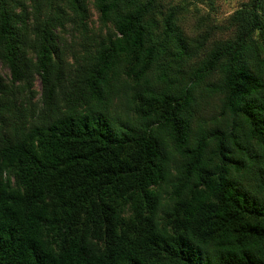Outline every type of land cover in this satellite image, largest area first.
Returning a JSON list of instances; mask_svg holds the SVG:
<instances>
[{
    "label": "trees",
    "instance_id": "1",
    "mask_svg": "<svg viewBox=\"0 0 264 264\" xmlns=\"http://www.w3.org/2000/svg\"><path fill=\"white\" fill-rule=\"evenodd\" d=\"M178 13L0 0V264H264V0Z\"/></svg>",
    "mask_w": 264,
    "mask_h": 264
},
{
    "label": "rangeland",
    "instance_id": "2",
    "mask_svg": "<svg viewBox=\"0 0 264 264\" xmlns=\"http://www.w3.org/2000/svg\"><path fill=\"white\" fill-rule=\"evenodd\" d=\"M242 1L244 0H163V5L179 8V19L187 31L194 27L199 30L211 29L213 32L209 40L215 41L227 35L226 18ZM0 72L5 73V68L0 67Z\"/></svg>",
    "mask_w": 264,
    "mask_h": 264
}]
</instances>
